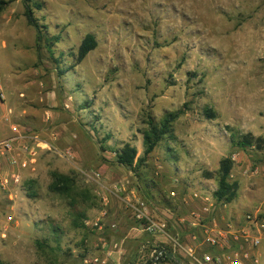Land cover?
<instances>
[{
	"label": "rangeland",
	"instance_id": "rangeland-1",
	"mask_svg": "<svg viewBox=\"0 0 264 264\" xmlns=\"http://www.w3.org/2000/svg\"><path fill=\"white\" fill-rule=\"evenodd\" d=\"M0 1L4 121L39 141L28 142L34 160L15 152L31 162L18 169L23 187L11 188L17 201L0 188V223L14 219L0 235V261L143 264L107 257L101 240L116 231L127 236L112 226L118 206L139 227L128 207L138 201L151 215L164 199L174 206L192 193L200 223L179 222L178 233L168 227L188 245L186 236L200 234L201 225L216 220L224 229L239 209L264 216V149L234 145L248 133L264 138V0H33L41 5L31 4L35 17L60 39L53 55L37 43L25 0ZM87 34L98 46L76 64ZM180 111L174 140H162L132 169L117 163L126 143L144 156L149 115L159 123ZM225 157L234 161L230 181L240 186L232 204L214 198ZM54 173L74 181L70 193L51 191ZM185 205L175 214L186 215ZM99 219L101 229L93 228ZM156 246L142 245L146 253Z\"/></svg>",
	"mask_w": 264,
	"mask_h": 264
},
{
	"label": "built area",
	"instance_id": "built-area-1",
	"mask_svg": "<svg viewBox=\"0 0 264 264\" xmlns=\"http://www.w3.org/2000/svg\"><path fill=\"white\" fill-rule=\"evenodd\" d=\"M0 98L4 99L2 93H0ZM29 139L39 143L38 138L21 134L0 141V155L9 157L10 164L15 168L8 175L0 177V188L9 195V199L12 202H16L18 196L11 192V188L13 186L23 187L22 176L18 169L28 168L31 163L30 160H34L36 156L35 152L28 146ZM17 151H22V153L32 158L30 160L29 158L21 159L20 155H15ZM171 196H176V194L173 192ZM128 207L133 210L134 220L143 232L151 236H163L169 241L173 258L178 256L183 258L188 264H264L262 257L258 253L261 245V235L264 232V216L259 213L246 216V222L250 227L242 226L239 228L228 224L224 229H210L201 225L203 228L204 247L200 248L199 246L183 243L179 235L171 236L167 223L154 220L145 202L128 203ZM207 210L205 209V211ZM194 216L198 218L197 220L200 223V215ZM13 221V217L9 216L6 217L3 223H0V235L2 238H6L7 231ZM196 224L192 225L195 227ZM92 226L93 228L101 229L100 219L95 221ZM251 227H254L256 234H252ZM113 248H116V245ZM113 248L108 247L107 257L113 256ZM165 255L169 256L166 247H154L151 251L152 263L157 264ZM93 263L106 264V261L96 258Z\"/></svg>",
	"mask_w": 264,
	"mask_h": 264
},
{
	"label": "trees",
	"instance_id": "trees-1",
	"mask_svg": "<svg viewBox=\"0 0 264 264\" xmlns=\"http://www.w3.org/2000/svg\"><path fill=\"white\" fill-rule=\"evenodd\" d=\"M35 5L40 9L41 5L38 2H33V0H25V17L29 24V26L33 27L37 34V43L40 45L41 42L44 41L45 46L48 51L52 53L53 47L59 42L58 36H50L47 25H42L39 20L34 15V10L31 4ZM2 5H5L3 1H0V12L3 8ZM98 46L97 39L92 34H87L79 48L76 55H73L76 64L82 63L86 57L93 52ZM53 55V53H52ZM56 63H58V59H54ZM63 74V71L60 72ZM180 112L168 114L163 118L159 123L155 122L152 117L149 115L146 121V129L143 131V143H144V156L141 158H137L138 151L136 147L132 146L129 143L124 144V146L116 152V160L117 163L126 168L132 169L134 165L142 164L145 161L146 157L151 155L162 140L169 139L174 140L173 133V123L177 121L180 117ZM207 116L209 118H214L215 115L212 111H207ZM234 145L237 148L248 149L255 148L257 150L264 149V138L255 137L253 134L248 133L246 135H242L237 137L234 141ZM234 168V161L230 157H225L220 161L219 169L217 172L216 182L217 189L214 192V198L219 203L232 204L238 197L239 193V183L231 182L230 177ZM207 178H212V174L206 173ZM53 183L50 187L51 191L57 192L58 194H68L70 193L71 187L73 186V180L70 177L65 175H60L57 173L53 174ZM183 239H181L182 241ZM169 252V256L165 255L163 259H160L157 264H179L178 262L183 264H188L183 258L176 256L172 257L171 251L167 249ZM178 261V262H177ZM0 264H8L0 261ZM52 264H59L57 259H53ZM148 264H151L149 261Z\"/></svg>",
	"mask_w": 264,
	"mask_h": 264
},
{
	"label": "crops",
	"instance_id": "crops-1",
	"mask_svg": "<svg viewBox=\"0 0 264 264\" xmlns=\"http://www.w3.org/2000/svg\"><path fill=\"white\" fill-rule=\"evenodd\" d=\"M4 86H5V84L2 81L1 76H0V93H2ZM4 100H5V96H4V99L0 98V141L5 140V139H10V138L16 137L17 135L21 134V131L19 129V127H20L19 124L18 125L14 124L9 128L8 125L5 123L4 117H3L4 116V114H3V111H4V103L3 102H4ZM3 133H4V135H7V137L2 139ZM14 169L15 168L10 164L9 157H5V156L0 155V177L8 175ZM202 194H200L201 200H199V201H202L204 199V197H203L204 194L203 195ZM132 196H135V195L133 194ZM163 202H164V204L161 207H159V209H158L159 211H157L156 213L154 211V214H151L152 218L154 220L167 223L168 227L176 230L177 233L179 232V230H177V226H179V224H178L179 222L184 223L185 221H187V222H189V224L197 223L198 218L195 217L194 215H199L198 211L195 209V207L197 206L198 200H195L192 197V193L190 195H184L183 198H180L177 201L176 205L174 204V206H169L167 199H164ZM183 202H185V204H186L184 206V209H183V212H186V215H185V213H181V212L176 213V214H178V215H176L175 209L178 206H180V208H181V206L183 205ZM114 212L115 213H114L113 220L115 222L112 223V226L114 228L122 229L123 234H127V236L122 235L124 238H120L118 236V234H119L118 231H116L113 234L108 233L106 238L101 239V240H104V244L102 246L106 250L108 249V247H111L112 245H114V243L118 247V249L114 253L115 254L114 259H116V260L119 259V261H121V260H125V259L130 258L133 260H138L140 262H143V264H147L148 261L152 260L151 259L152 258L151 257V251L150 252L148 251L147 253L144 252L145 248L142 247V245H146V247H149V246H154L157 244L158 246H161V247L164 246L167 248L170 246V243H168L169 241L165 237H163V236H153L152 237L151 235L144 233L140 229V227L132 226L130 224L131 221L129 218V215H130L129 210L126 207L118 206V207H116ZM180 214H184L185 216L179 217ZM249 214H252V213L242 214V211L239 209V210H237L236 215L229 216L228 219L225 218V225L230 224V225H233V226L239 227V228L242 226L250 227V225L246 222V216ZM131 219H132V217H131ZM217 224L218 223L215 220V221H211L207 225H203V227L207 226L210 229H215V228L221 229L218 227L219 225L217 226ZM251 229L253 231L252 234L253 235L256 234L254 227H251ZM202 230H201L200 234L196 235L195 237H194V235H187L186 239L188 240V243L195 245V246H199L200 248L204 247V245H203L204 238H203ZM261 236H262L261 245L258 249V253L262 257L263 262H264V232L262 233ZM107 237L110 239V241H108ZM127 238H130V239H128V241H127ZM141 239H142V241H141ZM110 244H111V246H110ZM138 245H139V247L136 249V247ZM151 264H153L152 261H151ZM165 264H170V263H165Z\"/></svg>",
	"mask_w": 264,
	"mask_h": 264
},
{
	"label": "water",
	"instance_id": "water-1",
	"mask_svg": "<svg viewBox=\"0 0 264 264\" xmlns=\"http://www.w3.org/2000/svg\"><path fill=\"white\" fill-rule=\"evenodd\" d=\"M178 262V261H177ZM179 264H182V263H180V262H178Z\"/></svg>",
	"mask_w": 264,
	"mask_h": 264
}]
</instances>
